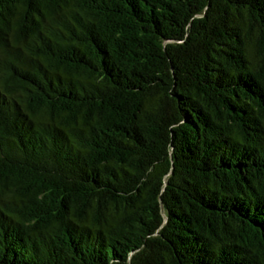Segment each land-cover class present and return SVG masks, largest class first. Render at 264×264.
<instances>
[{"label":"trees","instance_id":"16d2710c","mask_svg":"<svg viewBox=\"0 0 264 264\" xmlns=\"http://www.w3.org/2000/svg\"><path fill=\"white\" fill-rule=\"evenodd\" d=\"M0 264H264V0H0Z\"/></svg>","mask_w":264,"mask_h":264}]
</instances>
